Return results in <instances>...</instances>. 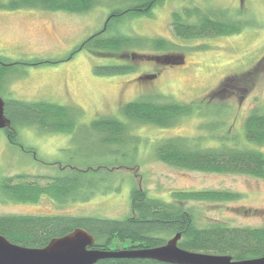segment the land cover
Returning a JSON list of instances; mask_svg holds the SVG:
<instances>
[{
	"label": "rangeland",
	"instance_id": "rangeland-1",
	"mask_svg": "<svg viewBox=\"0 0 264 264\" xmlns=\"http://www.w3.org/2000/svg\"><path fill=\"white\" fill-rule=\"evenodd\" d=\"M99 1L85 14L39 9L0 11V57L19 64L6 76L0 97L77 107L82 112L72 134L16 124L18 140L12 144L5 130H0V185L4 178L22 174L56 178L91 170L83 175L82 185L86 187L64 204L47 197L36 204L15 203L3 200L0 189V216L124 220L133 215V190H140L151 199L188 211L199 228L225 224L263 229L264 180L179 169L160 161L156 149L163 140L185 138L199 148L225 146L264 154V146L248 143L245 136V122L251 114H264V0H165L151 17L124 19L105 33L108 37L163 38L176 46L166 55L184 58V65L132 57L147 52L162 56L163 52L132 49L123 51L128 54L126 58L115 60L82 50L86 40L106 29L114 9L127 7L119 0ZM185 8H198L213 18L231 17L245 28L229 37L180 39L174 36L171 21L174 13ZM109 65H132L135 70L115 75L97 73V68ZM149 74L158 76L135 81ZM221 87V94L216 93ZM138 100L190 104L195 112L170 128L132 124L123 117L122 107ZM104 117L118 118L127 125L119 143L108 144L109 133L91 127ZM208 191L229 192L240 198L181 200L177 196ZM159 236L167 241L174 237Z\"/></svg>",
	"mask_w": 264,
	"mask_h": 264
},
{
	"label": "trees",
	"instance_id": "trees-1",
	"mask_svg": "<svg viewBox=\"0 0 264 264\" xmlns=\"http://www.w3.org/2000/svg\"><path fill=\"white\" fill-rule=\"evenodd\" d=\"M165 0H119L127 7L114 9L106 23V29L86 40L81 48L102 59L126 58L123 51L138 49L163 52L164 55L134 54L133 59H156L161 64L173 52V43L163 39H148L134 36H105L114 24L124 19L134 20L151 17L153 11ZM99 0H0V11L15 12L23 9H39L51 12L85 14L99 5ZM224 15L226 14L223 13ZM227 15V14H226ZM197 19V21H193ZM244 23L232 21L231 17L213 18L198 8H185L172 15L171 29L174 36L183 40H199L229 37L243 32ZM122 52V53H121ZM108 56V57H107ZM97 57V56H96ZM117 57V58H115ZM181 57V56H180ZM154 59V60H152ZM157 62V61H156ZM6 64V65H3ZM41 65L42 63H35ZM19 66L0 57V92L6 76L12 68ZM135 66L109 65L97 68L102 75L124 74L135 70ZM152 77V76H149ZM148 78V77H147ZM225 86V85H224ZM3 90V91H2ZM222 87L216 93H221ZM214 92V95L216 94ZM6 116L12 127L6 129L9 141L18 140L16 124L36 125L51 133L72 134L78 127L82 112L77 107L61 106L49 102L6 101ZM190 104L178 102L154 103L138 100L122 107V114L130 123L170 128L181 118L192 116ZM91 127L99 133H109L108 144H117L127 132V125L115 117L96 120ZM248 143L264 146V114L253 113L245 122ZM158 159L170 166L195 172L244 175L264 180V154L258 150L243 148H199L189 139L163 140L156 149ZM74 170V169H73ZM91 170H76L70 176L47 178L42 176L18 175L7 177L0 185L3 200L21 204H36L43 197L66 203L78 189L86 186L84 176ZM49 181L42 186L40 183ZM181 200L235 201L240 195L229 192H194L177 194ZM133 215L124 220L98 217L68 216H0V235L11 243L33 249H42L55 238L64 237L76 229H84L96 239L95 248L112 251L128 243L131 249L156 248L165 244L166 238L159 235H182L179 247L183 250L218 256H231L234 261H245L264 257V228H231L225 224H214L199 228L192 215L172 204L149 198L145 192L133 190L131 195ZM99 264H162L142 259H107Z\"/></svg>",
	"mask_w": 264,
	"mask_h": 264
},
{
	"label": "water",
	"instance_id": "water-1",
	"mask_svg": "<svg viewBox=\"0 0 264 264\" xmlns=\"http://www.w3.org/2000/svg\"><path fill=\"white\" fill-rule=\"evenodd\" d=\"M164 63L184 65L185 60L167 57ZM146 79L153 80L152 77ZM5 109L6 101L0 97V130L12 127V121L6 116ZM181 239L182 235L177 234L163 247L150 250L101 251L94 249L95 237L81 228L64 237L53 239L42 249L15 245L0 235V264H98L107 259H146L166 264H264V257L234 261L231 256L189 252L179 247Z\"/></svg>",
	"mask_w": 264,
	"mask_h": 264
},
{
	"label": "flooded vegetation",
	"instance_id": "flooded-vegetation-1",
	"mask_svg": "<svg viewBox=\"0 0 264 264\" xmlns=\"http://www.w3.org/2000/svg\"><path fill=\"white\" fill-rule=\"evenodd\" d=\"M3 65H6V64H3ZM149 76H152V78H153V80L154 79H156L157 78V76H158V74L157 75H152V74H149V75H140L139 77H137L136 79H135V81L136 82H139V81H144L147 77H149ZM221 94V93H220ZM96 240V239H95ZM167 240L165 241V244L164 245H166L167 244ZM95 244H96V242H95ZM163 245V246H164ZM163 246H160V247H163ZM160 247H156V248H160ZM94 249H96L95 248V246H94ZM150 249H155V248H147V249H131L130 248V246L128 245V243L127 244H125V246L123 247V248H121V249H114V250H112V251H140V250H150ZM96 250H99V249H96ZM126 260H129V259H126ZM142 260H146V259H142ZM150 261H152V260H150ZM157 262V261H156ZM100 263V262H99ZM98 263V264H99ZM159 263H161V262H159ZM162 264H166V263H162Z\"/></svg>",
	"mask_w": 264,
	"mask_h": 264
}]
</instances>
